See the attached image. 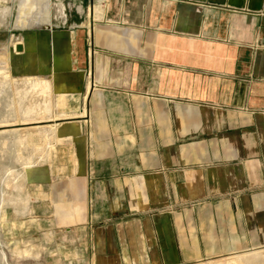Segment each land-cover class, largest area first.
<instances>
[{"label": "crops", "instance_id": "crops-1", "mask_svg": "<svg viewBox=\"0 0 264 264\" xmlns=\"http://www.w3.org/2000/svg\"><path fill=\"white\" fill-rule=\"evenodd\" d=\"M60 4L66 14L52 8L13 59L23 73L54 72L57 92L87 97L83 161L47 185L87 202L66 233L94 235L95 264H192L263 248L264 0Z\"/></svg>", "mask_w": 264, "mask_h": 264}, {"label": "rangeland", "instance_id": "rangeland-1", "mask_svg": "<svg viewBox=\"0 0 264 264\" xmlns=\"http://www.w3.org/2000/svg\"><path fill=\"white\" fill-rule=\"evenodd\" d=\"M66 1L53 0L49 11L47 0H26L22 5L20 0H0V264H95L91 249L94 235L78 234L74 227L71 234L65 231L69 224L80 220L78 215L87 213V202L81 198H70L67 192L52 193L47 187L53 178L65 179L70 176L71 159L74 162L77 159L78 164L83 161L80 155L82 149L78 145L80 134L70 139L63 138L48 148L42 140L29 146L23 141L12 142L14 135L5 136L17 131L21 138H25V132L29 130L56 124L46 123L50 119L37 120L44 122L41 124H36V121L15 122V117L24 118L26 113L32 114L44 106L50 111L49 116L68 118L66 122H80V118L86 117V98L82 102L77 94L57 92L53 82L54 72H50L52 67H49L50 74H29V71L20 72L14 59L10 64L7 62L9 55H13L15 45H26L21 37L27 30L46 28L52 8L54 14H66L67 9L65 13L61 12L60 4ZM57 3L59 6L56 7ZM44 12L48 13L47 18H35L36 14ZM54 23L61 27L63 20L55 17ZM65 95L69 99H63ZM6 117L9 119L6 120ZM15 124L17 126L13 127ZM44 153L46 157L40 159ZM30 161L35 163V168L32 175L27 177L26 167ZM19 177L26 178L24 193L15 187ZM6 198L14 202L7 204ZM76 202L82 204L81 211L74 209ZM81 236L86 239L84 258L78 251L77 239ZM2 253H6V259H1ZM258 254H263L264 258V247L238 256L226 255L192 264H232L233 259H252Z\"/></svg>", "mask_w": 264, "mask_h": 264}, {"label": "bare ground", "instance_id": "bare-ground-1", "mask_svg": "<svg viewBox=\"0 0 264 264\" xmlns=\"http://www.w3.org/2000/svg\"><path fill=\"white\" fill-rule=\"evenodd\" d=\"M62 6V4H61ZM40 17V14H36V19H38ZM28 45H25L24 43H18L17 45H15L14 47V52L13 55L10 54L9 57L7 58V62L10 64L11 63V59L15 58L14 56H23L26 55L27 50L29 49V47H27ZM5 74V73H3ZM90 90V88H89ZM63 99H69V97L67 95L62 97ZM87 99V97H86ZM50 111L48 110V108L46 106H44L41 110H34L31 113H26L25 117L23 115L24 118L21 117H15V122L18 124L20 122H29V121H36L35 123H44L43 121L37 122V120H45V119H50L48 120L46 123H56L54 125H52L51 127H43V128H36V129H32L29 130L26 133V137L25 138H21L18 134L17 131L13 132V134H6L5 136H9V135H14V138L11 140L12 142H20L23 141L24 143L28 144L29 146H33L35 145L38 141H43L46 143L47 148L48 147H52L54 144L53 143H59L63 140V138H73L74 135H79L81 133V126H80V122H66L67 120H69L68 118L66 119H60L58 116L54 117V116H49ZM86 115H87V110L85 111ZM29 115H33V116H29ZM47 116V117H46ZM37 117H42L40 119H38ZM60 117H64V116H60ZM6 120L9 119V117L5 118ZM71 119V118H70ZM73 119V118H72ZM76 119V118H75ZM60 121V123H58ZM65 121V122H63ZM8 123V122H7ZM3 124V122H2ZM17 124L13 125V127H16ZM30 124H34V123H30ZM27 124V125H30ZM39 124V125H40ZM2 127V126H1ZM10 133V132H8ZM3 135V137H5ZM45 153L42 154L40 156V159L44 160ZM35 168V163H33L32 161L28 162L26 170H27V177L30 176L33 172V169ZM26 178L24 177H19L17 182L15 183V187L18 189L19 192L24 193L26 191ZM5 202L8 204H12L14 202L13 199L11 198H6ZM7 258L6 253H2L1 255V259ZM264 264V258H263V254H258L253 256L252 259H243V258H236L233 259L232 264Z\"/></svg>", "mask_w": 264, "mask_h": 264}]
</instances>
